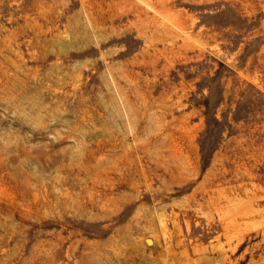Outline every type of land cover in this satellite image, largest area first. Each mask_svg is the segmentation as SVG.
Listing matches in <instances>:
<instances>
[{"label":"rangeland","instance_id":"1","mask_svg":"<svg viewBox=\"0 0 264 264\" xmlns=\"http://www.w3.org/2000/svg\"><path fill=\"white\" fill-rule=\"evenodd\" d=\"M0 264H264V0H0Z\"/></svg>","mask_w":264,"mask_h":264}]
</instances>
